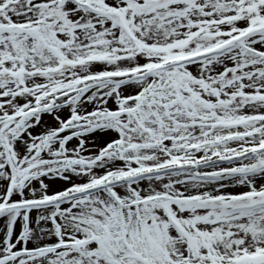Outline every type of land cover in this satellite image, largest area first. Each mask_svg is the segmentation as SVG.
I'll return each instance as SVG.
<instances>
[{
	"label": "snow or ice",
	"instance_id": "1",
	"mask_svg": "<svg viewBox=\"0 0 264 264\" xmlns=\"http://www.w3.org/2000/svg\"><path fill=\"white\" fill-rule=\"evenodd\" d=\"M0 264H264V0H0Z\"/></svg>",
	"mask_w": 264,
	"mask_h": 264
}]
</instances>
